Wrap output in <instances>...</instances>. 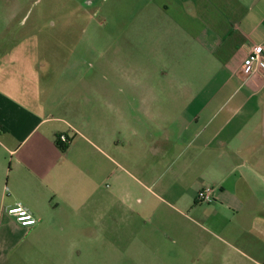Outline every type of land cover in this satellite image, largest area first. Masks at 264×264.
Instances as JSON below:
<instances>
[{"label": "crops", "instance_id": "1", "mask_svg": "<svg viewBox=\"0 0 264 264\" xmlns=\"http://www.w3.org/2000/svg\"><path fill=\"white\" fill-rule=\"evenodd\" d=\"M139 13L141 57L86 72L77 88L93 95L88 119L67 91L52 97L37 59L0 57V264H79L70 253L80 240L112 231L118 159L142 178L128 172L124 187L141 212L190 211L264 254V69H245L252 48H264V0H146ZM207 186L214 200L198 204ZM16 203L35 225L8 214Z\"/></svg>", "mask_w": 264, "mask_h": 264}, {"label": "rangeland", "instance_id": "2", "mask_svg": "<svg viewBox=\"0 0 264 264\" xmlns=\"http://www.w3.org/2000/svg\"><path fill=\"white\" fill-rule=\"evenodd\" d=\"M144 2L0 0V57L37 59L38 65H45L42 70L48 71L45 77L48 88L53 89L52 97L61 101L67 91L66 103L86 105L84 113L88 119L92 116L89 109L94 104L93 95L81 93L79 98L77 88L87 86L82 83L86 72L114 69L116 58L121 68L129 57H141L143 31L139 11ZM135 18L139 28L133 31L127 27ZM169 59L164 58L162 65L169 66ZM185 59V70H190L189 58ZM116 136L122 149L126 140L121 133ZM83 154V164L87 165L89 152ZM118 160V208L112 231L87 234L71 251L70 263L79 258V264H257L249 258L253 257L264 264V254L253 255L190 211L183 209L189 220L160 203L148 207L155 214L141 212L139 203L129 200L124 187L131 183L126 177L128 172L140 181L142 178ZM103 184L109 188L115 183L107 180ZM138 196L146 197L141 191Z\"/></svg>", "mask_w": 264, "mask_h": 264}, {"label": "built area", "instance_id": "3", "mask_svg": "<svg viewBox=\"0 0 264 264\" xmlns=\"http://www.w3.org/2000/svg\"><path fill=\"white\" fill-rule=\"evenodd\" d=\"M264 69V48L262 45L254 46L248 55L246 61V71L253 73L257 69ZM60 144H68L70 139L67 135L61 134L57 138ZM214 188L211 186L204 187L197 195L198 204H209L214 200ZM8 214L21 226L29 227L37 223L34 216L20 203L13 204L8 208Z\"/></svg>", "mask_w": 264, "mask_h": 264}, {"label": "trees", "instance_id": "4", "mask_svg": "<svg viewBox=\"0 0 264 264\" xmlns=\"http://www.w3.org/2000/svg\"><path fill=\"white\" fill-rule=\"evenodd\" d=\"M57 144L62 148V149H66V145H61L59 142H57Z\"/></svg>", "mask_w": 264, "mask_h": 264}]
</instances>
